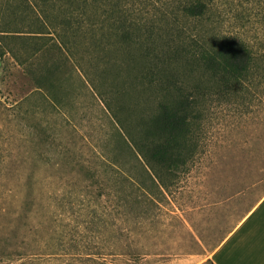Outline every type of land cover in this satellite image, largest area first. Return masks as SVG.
I'll use <instances>...</instances> for the list:
<instances>
[{"label":"rangeland","instance_id":"374dc122","mask_svg":"<svg viewBox=\"0 0 264 264\" xmlns=\"http://www.w3.org/2000/svg\"><path fill=\"white\" fill-rule=\"evenodd\" d=\"M10 1L0 0L2 30L9 29ZM263 7L264 0H215L210 17L219 32L247 38L257 68L264 67ZM1 35L8 32L0 31V240L13 244L14 264H106L110 252L116 264H213V250L264 198V73L255 71L232 93L204 95L196 156L160 190L142 169L116 165V182L111 176L108 159L123 152L90 74L51 54L60 79L55 104L11 54L24 43ZM89 55L101 69L104 53ZM134 94L122 95L133 116ZM30 190L36 203L20 223L19 195Z\"/></svg>","mask_w":264,"mask_h":264},{"label":"trees","instance_id":"16d2710c","mask_svg":"<svg viewBox=\"0 0 264 264\" xmlns=\"http://www.w3.org/2000/svg\"><path fill=\"white\" fill-rule=\"evenodd\" d=\"M214 2L11 0V18L6 22L9 29H0L8 36L1 38L24 43L12 45L11 54L36 82L37 90L48 91L56 100L60 79L51 54L63 55L67 64L71 59L90 74L115 118L113 133L123 152L108 159L111 176L116 182V165L138 168L152 186L167 190V180L188 170L200 146L204 95L215 88L232 93L255 71L264 73V67L257 68L256 53L247 38L217 30L218 25L210 18ZM262 13L264 18V10ZM192 21L196 28L190 25ZM90 52L97 56L104 53L101 69L97 61H91ZM44 54L48 55L46 62L39 63ZM130 91L135 93L133 105L139 106L135 116L132 105L122 101V95ZM28 97L24 94L15 109L20 110ZM147 102L152 105L145 106ZM5 162V156H0V173ZM129 175H125L127 181L134 183ZM148 192L145 198L153 201ZM19 196L23 200V208H19L23 223L36 202L31 190ZM59 215L53 213L52 218ZM7 240H0V264H14L13 244ZM109 254L106 264H116L117 255Z\"/></svg>","mask_w":264,"mask_h":264},{"label":"crops","instance_id":"0c3cea01","mask_svg":"<svg viewBox=\"0 0 264 264\" xmlns=\"http://www.w3.org/2000/svg\"><path fill=\"white\" fill-rule=\"evenodd\" d=\"M213 264H264V198L211 253Z\"/></svg>","mask_w":264,"mask_h":264}]
</instances>
